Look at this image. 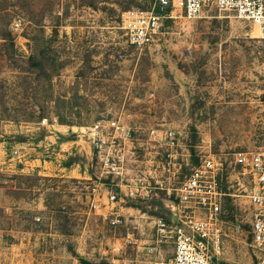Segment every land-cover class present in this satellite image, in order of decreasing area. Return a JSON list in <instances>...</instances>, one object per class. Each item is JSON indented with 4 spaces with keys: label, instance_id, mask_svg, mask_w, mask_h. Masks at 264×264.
<instances>
[{
    "label": "rangeland",
    "instance_id": "374dc122",
    "mask_svg": "<svg viewBox=\"0 0 264 264\" xmlns=\"http://www.w3.org/2000/svg\"><path fill=\"white\" fill-rule=\"evenodd\" d=\"M130 9L155 0H0V264L168 261L173 239L155 226L170 222L162 202L127 198L108 166L123 156L124 178L141 174L150 128L180 132L183 174L201 152L220 157L221 189L240 195L222 198L214 260L264 264L230 164L235 151L264 147V18L205 0L199 17L177 7L137 48L122 28ZM101 119L130 127L132 142L109 150L104 137L99 150L90 127ZM34 158L48 167L26 170Z\"/></svg>",
    "mask_w": 264,
    "mask_h": 264
},
{
    "label": "built area",
    "instance_id": "2783aa9c",
    "mask_svg": "<svg viewBox=\"0 0 264 264\" xmlns=\"http://www.w3.org/2000/svg\"><path fill=\"white\" fill-rule=\"evenodd\" d=\"M204 2L205 0H155L156 9H130L122 12V28L132 45L144 48L153 42L161 20L166 16L171 17L177 7H183L185 16L193 19L199 17ZM212 2L219 11L233 13L239 18L253 21L264 18V0ZM104 129L109 130V136H105ZM132 132L130 127L118 119H101L90 127L99 150H102L104 137L110 139L107 148L114 150L115 144L132 142ZM147 136L152 141L147 149L146 169L140 170L141 174L124 178L123 156H117L120 165L108 166L116 175L121 176L116 185L129 195L127 198L151 200L154 196L158 197V193L174 198L171 203L165 204L169 207L170 222L162 216L155 220L157 232L173 239V254L168 261L155 264H218L213 257L220 252L222 236L225 234L222 198L228 195L240 196L221 189L219 176L223 170V162L210 152H201L199 163L192 166L188 174H183L189 160L188 156L180 157V133L173 128H150ZM151 151L154 153L150 154ZM150 155L153 156V165ZM104 164L106 166L107 161ZM230 164L231 170L235 172L234 183L239 191H243L241 196L246 197L243 203L245 202L244 210L250 219L251 246L263 255L264 261V147L259 150L235 151ZM240 178H244L243 181ZM110 198L113 199L114 195H110ZM239 228L240 224H236L235 229Z\"/></svg>",
    "mask_w": 264,
    "mask_h": 264
},
{
    "label": "crops",
    "instance_id": "0c3cea01",
    "mask_svg": "<svg viewBox=\"0 0 264 264\" xmlns=\"http://www.w3.org/2000/svg\"><path fill=\"white\" fill-rule=\"evenodd\" d=\"M171 17H174V15H172ZM180 133V132H179ZM71 145V144H70ZM153 151H155V150H153ZM153 151H151V152H149L150 154L152 153H154ZM179 154H180V157L182 156V158L184 157V156H188L187 157V159L189 160V157H190V153H189V151H188V149L186 148V146H185V144H184V142H182L181 143V147L179 148ZM150 157H151V164L153 165V156L152 155H150ZM181 158V159H182ZM35 160H37L36 158H34V159H27V164H26V167H25V169L26 170H31V169H37V170H40V169H42V171L44 170V168L45 167H48V166H46V165H44L43 164V162L42 161H39V163L38 162H36ZM163 195V194H162ZM153 199H159V201H161L162 202V204H163V206L165 207V209L167 210V215H169V207H166V205L165 204H169V203H171L172 201H173V197H171V198H168V197H165L164 195L161 197V196H159V197H157V196H154L153 198H152V200ZM160 210L158 209V208H155V210H151V212H152V214H159L160 212H159ZM196 211H197V209H196ZM156 216V215H155Z\"/></svg>",
    "mask_w": 264,
    "mask_h": 264
},
{
    "label": "trees",
    "instance_id": "16d2710c",
    "mask_svg": "<svg viewBox=\"0 0 264 264\" xmlns=\"http://www.w3.org/2000/svg\"><path fill=\"white\" fill-rule=\"evenodd\" d=\"M161 208H159L160 210ZM152 213V212H151ZM84 264H87L88 262L86 260H82Z\"/></svg>",
    "mask_w": 264,
    "mask_h": 264
}]
</instances>
